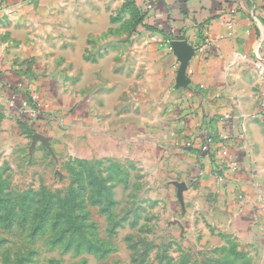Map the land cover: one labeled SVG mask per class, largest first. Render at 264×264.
<instances>
[{
  "label": "crops",
  "instance_id": "crops-1",
  "mask_svg": "<svg viewBox=\"0 0 264 264\" xmlns=\"http://www.w3.org/2000/svg\"><path fill=\"white\" fill-rule=\"evenodd\" d=\"M134 1L139 7L154 4L145 18L154 29L145 36L162 77L163 106L155 123L126 126L122 141L111 132L103 135L101 110H90L82 89L73 91L76 66L66 75L68 63L59 64L55 53L36 58L29 49L0 41V145L5 136L16 144L43 136L51 143L59 138L77 156L110 159L123 151L138 165L141 182L151 175V198L174 217V231L210 249L234 243L239 264H264V81L254 68L264 56V0ZM44 5L57 6L51 0ZM8 25L0 12V33L16 27ZM172 37L193 46L187 81L178 80L180 61L164 42ZM63 39L49 41L62 49L68 45ZM62 50L72 56L70 48ZM83 67L81 79L91 65ZM20 79L38 93L45 116L33 125L17 120L3 104L2 95ZM207 135L212 142L203 151Z\"/></svg>",
  "mask_w": 264,
  "mask_h": 264
},
{
  "label": "rangeland",
  "instance_id": "rangeland-1",
  "mask_svg": "<svg viewBox=\"0 0 264 264\" xmlns=\"http://www.w3.org/2000/svg\"><path fill=\"white\" fill-rule=\"evenodd\" d=\"M4 1L0 12L16 27L1 29L2 44L36 58L55 53L68 63L66 75L76 66L73 91L82 89L90 110H101L103 135L122 141L126 126L155 123L162 77L145 36L150 29L132 2L51 0L57 6L50 8L49 0ZM55 36L72 38L62 40L72 56L50 44ZM83 64L91 68L81 79ZM13 141L5 136L0 145V264H239L234 243L210 249L174 231V217L151 198V175L141 182L123 151L109 159L77 156L59 138Z\"/></svg>",
  "mask_w": 264,
  "mask_h": 264
},
{
  "label": "built area",
  "instance_id": "built-area-1",
  "mask_svg": "<svg viewBox=\"0 0 264 264\" xmlns=\"http://www.w3.org/2000/svg\"><path fill=\"white\" fill-rule=\"evenodd\" d=\"M153 3H147L146 8L151 10L153 8ZM233 19L230 20V25L232 26ZM174 40L172 38L166 39L164 42L170 44ZM200 48H203L201 46ZM237 57H245V55H238ZM254 68L257 74L262 76L264 81V56H258L254 61ZM9 91L2 95L3 104L5 110L12 114L17 120L22 122H27L30 125L37 123L44 116L41 104L39 100V95L35 91H32L30 85L24 80H18L14 85L9 86ZM45 117V116H44ZM212 142V137L207 135L204 138L201 149L206 151L208 145ZM232 159H229L231 162ZM227 161V160H226Z\"/></svg>",
  "mask_w": 264,
  "mask_h": 264
},
{
  "label": "water",
  "instance_id": "water-1",
  "mask_svg": "<svg viewBox=\"0 0 264 264\" xmlns=\"http://www.w3.org/2000/svg\"><path fill=\"white\" fill-rule=\"evenodd\" d=\"M170 46L173 49V52L177 55L180 65L177 71V77L179 81H187L186 78V69L188 62L194 54L193 46L188 44L184 40H172Z\"/></svg>",
  "mask_w": 264,
  "mask_h": 264
},
{
  "label": "trees",
  "instance_id": "trees-1",
  "mask_svg": "<svg viewBox=\"0 0 264 264\" xmlns=\"http://www.w3.org/2000/svg\"><path fill=\"white\" fill-rule=\"evenodd\" d=\"M129 1L132 2L134 4L135 8H136L138 22H140L141 24H143V26H145V27L153 30L154 29V26L153 25H149L148 23L145 22L146 14L149 11L146 8V5L147 4L144 7H139V6H137L135 4V1L134 0H129ZM176 38H180V37L176 35ZM22 123L24 124L25 122H22ZM27 124H29V123H27Z\"/></svg>",
  "mask_w": 264,
  "mask_h": 264
}]
</instances>
